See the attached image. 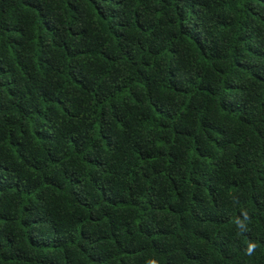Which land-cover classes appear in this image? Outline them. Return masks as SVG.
Segmentation results:
<instances>
[{"label": "trees", "instance_id": "16d2710c", "mask_svg": "<svg viewBox=\"0 0 264 264\" xmlns=\"http://www.w3.org/2000/svg\"><path fill=\"white\" fill-rule=\"evenodd\" d=\"M153 259L264 264V0H0V264Z\"/></svg>", "mask_w": 264, "mask_h": 264}, {"label": "clouds", "instance_id": "9594fccd", "mask_svg": "<svg viewBox=\"0 0 264 264\" xmlns=\"http://www.w3.org/2000/svg\"><path fill=\"white\" fill-rule=\"evenodd\" d=\"M245 216H247V213H245ZM256 247H257L256 243H250L247 248V254L249 255L252 254V252L255 250ZM148 264H158V261L153 259L150 260Z\"/></svg>", "mask_w": 264, "mask_h": 264}]
</instances>
